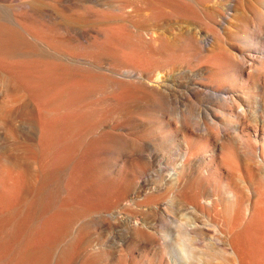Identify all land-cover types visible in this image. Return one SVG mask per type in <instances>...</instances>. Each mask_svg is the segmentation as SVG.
<instances>
[{
	"label": "bare ground",
	"instance_id": "1",
	"mask_svg": "<svg viewBox=\"0 0 264 264\" xmlns=\"http://www.w3.org/2000/svg\"><path fill=\"white\" fill-rule=\"evenodd\" d=\"M0 80L13 92L11 102L0 101V256L31 220L15 205L28 200L25 212L40 206L51 174L69 160L61 152L74 153L79 146L70 140L96 134L107 141H130L121 149L139 153L157 150L151 140H172L173 146L162 149L180 160L170 168V188L159 193V200L167 197L164 213L178 217L176 224L184 230L178 244L164 246L177 252L174 264H213L193 254L196 211L224 234L223 243L216 238L224 264H264V189L255 186L256 180L264 185V148L249 146L241 163L224 140L229 138L227 122L216 125L212 114L201 121L198 107L201 98L229 95L235 112L229 123L238 128L249 117L264 121V0H0ZM108 86L115 91L108 93L113 106L103 109L100 101ZM137 102L143 138H124L109 117L130 114ZM173 102L178 125L161 131L160 124H172L163 118ZM27 135L36 138L38 155L35 145L20 143ZM32 162L39 163L42 174L39 189L29 182L26 163ZM195 162L202 178L214 184L226 173L223 190L206 203L196 188H184L174 171L182 167L183 173L185 166L189 171ZM84 163L78 158L73 171L81 215L86 193L100 194L97 184L87 188ZM240 181L255 195L249 198L243 228L246 216L240 211L216 218L219 202L229 213V193L239 196ZM172 190L179 194L168 195ZM55 220L47 222L49 231ZM42 241L33 235L29 264L46 259L42 247L36 251Z\"/></svg>",
	"mask_w": 264,
	"mask_h": 264
},
{
	"label": "rangeland",
	"instance_id": "2",
	"mask_svg": "<svg viewBox=\"0 0 264 264\" xmlns=\"http://www.w3.org/2000/svg\"><path fill=\"white\" fill-rule=\"evenodd\" d=\"M255 51L257 50H253L252 53ZM160 80L161 74L158 77V81ZM183 89L185 92L186 87ZM112 90L114 88L111 86L105 88V97L100 101L103 109L113 106V102L108 98L109 92H115ZM180 91L181 89H178L175 94L179 96ZM225 96L226 99L201 98L198 106L199 119L206 120L207 116L212 114L216 125L227 122L229 138L224 140L229 143V152L234 153L236 157L242 159L240 162L244 163L243 158L248 153L249 146L257 145L264 148V121L249 117L238 128L235 123H229L230 115L235 112L230 111L232 100L229 95ZM12 99L13 92L10 86L0 80V101L11 102ZM141 106L140 102H137L130 114L120 113L109 117L121 126L124 138H143L140 135L144 128L139 115ZM179 107L183 108L182 105ZM177 108L176 102L170 105L163 120H168L172 124H160L165 127V130L161 128V131H171L178 125ZM1 128L5 130L6 125L2 124ZM212 129L218 132L219 128L212 125ZM200 134L203 135V132ZM79 138L70 140V143L78 142L79 145L74 153L61 152L66 154L69 160L62 166L63 168H58L59 170L51 174L48 184L41 193L40 206L25 212L23 207L28 204V200H22L15 205L19 215L29 216L31 220L26 231L0 256V264H17L18 260L20 264H29L28 245L32 243L34 234H39L43 239L37 245L36 251L42 247L47 256L42 261L34 260L33 264H174L173 259H177V252L168 251L164 246L178 244L184 230L176 224L179 221L178 217L173 220L164 213L167 197L159 200V193L170 188V178L167 177L170 168L180 160L178 156L162 149L173 146L172 140H151L150 143L157 150L139 153L121 149L126 142L132 144L130 141L118 139L107 141L96 134H85ZM26 141L36 146L35 154L38 155L36 138L27 135L20 143L27 144ZM216 145L218 146L217 143ZM80 157L84 158V164L89 169L87 188L97 184L100 193L98 196L86 193L83 215L76 203L82 202L75 191L73 176L74 167ZM198 159L202 162L203 156H198ZM181 163L184 167L183 161ZM26 166L30 175V185L39 189L42 185V182H39L42 175L39 163H26ZM182 167L174 170L180 173L182 186L196 188L202 203L214 199L215 193L223 190L227 182L224 171L221 174L224 180L214 184L202 178L201 167L197 162L192 164L189 171L185 166L183 173ZM255 186L264 189V185L257 180ZM107 193L109 195H106ZM178 194V191L172 190L168 195ZM231 196L229 193V213L219 202L216 218L221 219L228 215L231 218L235 211H240L246 216L239 226L243 228L247 223L249 198L255 199V195L244 181H240L239 196L230 198ZM195 215L199 231L191 234L193 254L201 255L205 261L210 260L213 264H224L221 244L216 242V238L219 237L220 243H223L226 239L224 234L215 232L213 222L206 216H201L199 211H196ZM160 216L165 218L161 220ZM53 218L56 220L49 231L46 224ZM3 243L1 241L0 244Z\"/></svg>",
	"mask_w": 264,
	"mask_h": 264
}]
</instances>
